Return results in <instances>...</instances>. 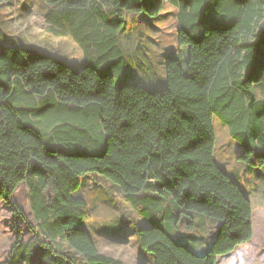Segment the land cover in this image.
<instances>
[{"label": "trees", "instance_id": "1", "mask_svg": "<svg viewBox=\"0 0 264 264\" xmlns=\"http://www.w3.org/2000/svg\"><path fill=\"white\" fill-rule=\"evenodd\" d=\"M44 1L54 25H71L85 64L74 69L48 53L0 43V199L14 218L40 242L13 198L25 182L50 241H64L81 264H124L102 254L81 227L88 204L78 194L80 180L99 174L147 219L144 227L134 223V232L153 264H217L249 243L252 204L214 160L213 119L242 149L236 161L264 166V98L257 91L264 95V0ZM164 2L177 9L179 23L166 87H117L127 62L111 29L122 30L124 11L153 17ZM99 3L114 13L103 14ZM47 101L80 121L43 130L31 119ZM193 213L211 219L208 230H216L204 254L173 237L196 226Z\"/></svg>", "mask_w": 264, "mask_h": 264}, {"label": "rangeland", "instance_id": "2", "mask_svg": "<svg viewBox=\"0 0 264 264\" xmlns=\"http://www.w3.org/2000/svg\"><path fill=\"white\" fill-rule=\"evenodd\" d=\"M98 3V2H95ZM101 6L103 14L114 13L113 7ZM20 7H26L22 11ZM52 9L44 0H5L0 4V43L16 44L34 51H42L74 69L85 64L83 49L74 40L71 25L67 23L61 34H54L45 26L44 13ZM122 30L112 28L119 35L124 50L126 65L116 75L117 87L125 83H137L148 91L162 90L167 85V63L174 55L179 31L177 9L164 2L157 16L145 13L123 12ZM5 26L10 31L2 28ZM36 32V33H35ZM43 32V33H42ZM9 35H8V34ZM6 38V39H5ZM91 57V56H90ZM98 56L91 61L97 62ZM115 60V58H111ZM17 90H24L17 83ZM258 97L264 98L259 93ZM44 102L41 113L31 120L43 130H51L61 121L76 124L80 119L69 111H57L53 103ZM96 120L91 123L95 125ZM216 136L214 160L227 172L232 181L248 196L254 211L255 237L245 247L235 249L218 264H264V215L259 212L264 206V166L253 167L235 160L242 149L233 142L228 128L217 118L213 119ZM79 196L88 204V216L81 227L88 230L98 250L107 256L121 260L124 264H153L152 255L138 244L134 223L145 226L147 219L137 213L125 200L119 188L99 174H88L81 178ZM14 202L36 229L40 242L36 240L27 223L20 217L14 218L12 210L0 199V264H81L83 258L64 241H50L41 232L30 206L29 188L24 182L13 194ZM264 212V209H263ZM196 226L180 233L192 237L184 245L195 249L197 254L208 250L216 230H208L214 223L211 219L193 213ZM157 219V218H156ZM173 225V222H170ZM171 234V228L167 229ZM181 242V241H178ZM49 245L52 248H50Z\"/></svg>", "mask_w": 264, "mask_h": 264}, {"label": "crops", "instance_id": "3", "mask_svg": "<svg viewBox=\"0 0 264 264\" xmlns=\"http://www.w3.org/2000/svg\"><path fill=\"white\" fill-rule=\"evenodd\" d=\"M3 4V3H2ZM1 4V5H2ZM19 9H21L22 11H31V10H26V7H20L19 6ZM50 10H52V9H48L45 13H44V20H45V26L46 27H48V30L50 31V32H52V33H54V34H61V33H63L64 31H65V29H66V25H63V26H61V25H54L53 23H52V20L49 18V11ZM92 20H93V18H92ZM0 24H1V21H0ZM1 26H2V24H1ZM3 29H4V31L6 30L7 32H15L14 30L13 31H10L9 29H7L5 26H3L2 27ZM36 33V32H35ZM43 33V32H42ZM8 34V33H7ZM9 35V34H8ZM6 39V38H5ZM78 46H80L77 42H76V40L74 39L73 40ZM7 42H9L7 39H6V44L5 45H9V46H13V47H18V48H23V47H21V46H14V45H16V44H13V43H7ZM4 44V43H3ZM81 47V46H80ZM24 49H27V48H24ZM28 50H30V49H28ZM32 51H34V50H32ZM37 52H42V51H37ZM84 52V51H83ZM84 59H83V61H84V63H85V53H84ZM60 61V60H59ZM263 209H264V206H263ZM263 209L261 210V209H259V212L262 214V215H264V212H263ZM253 214H254V211H253ZM147 224H145V226H146ZM173 237L175 238V239H177V240H183V241H189V239L190 238H192V237H186V236H184V235H182L181 233H180V231H178V232H175L174 233V235H173ZM254 237H255V225H254V218H253V239H254ZM251 241H253L252 239H251ZM95 242V241H94ZM250 243V242H249ZM249 243H247V244H249ZM96 244V243H95ZM247 244H244V245H241V246H239V247H237L236 248V250L237 249H240V248H243V247H245ZM97 246V245H96ZM193 247V249H195L194 248V246H192ZM192 249V250H193ZM194 251V250H193ZM235 251V250H234ZM227 255H225L224 257H226ZM223 256H220L219 258H222ZM219 258H218V261H219ZM141 264H143V263H141ZM217 264H218V262H217Z\"/></svg>", "mask_w": 264, "mask_h": 264}, {"label": "water", "instance_id": "4", "mask_svg": "<svg viewBox=\"0 0 264 264\" xmlns=\"http://www.w3.org/2000/svg\"><path fill=\"white\" fill-rule=\"evenodd\" d=\"M32 51V50H31ZM33 52H37V51H33Z\"/></svg>", "mask_w": 264, "mask_h": 264}]
</instances>
